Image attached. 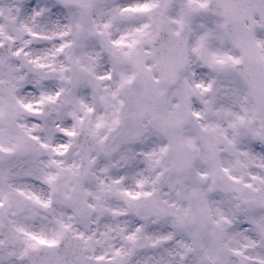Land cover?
<instances>
[{"label":"clouds","instance_id":"1","mask_svg":"<svg viewBox=\"0 0 264 264\" xmlns=\"http://www.w3.org/2000/svg\"><path fill=\"white\" fill-rule=\"evenodd\" d=\"M234 2L0 0V264L264 259V119L215 30Z\"/></svg>","mask_w":264,"mask_h":264},{"label":"snow or ice","instance_id":"2","mask_svg":"<svg viewBox=\"0 0 264 264\" xmlns=\"http://www.w3.org/2000/svg\"><path fill=\"white\" fill-rule=\"evenodd\" d=\"M217 13L223 17V23L218 24L215 30L217 32L223 30L239 50L238 55L228 56L227 61H230L233 67L232 75L236 92L247 101L245 105H242L243 111L249 114V119H253L257 114L264 119V0H235L231 4L222 3L217 9ZM210 34L207 33L206 35ZM225 62L223 58L218 61L220 64H225ZM208 87H211V85ZM245 119L244 115L237 116V120L241 124L245 122ZM251 132L252 135H260V138L264 139V133H257L255 130H251ZM250 223L254 226L255 235L261 241H264V219H252ZM20 231L23 232L24 230L20 229ZM25 234L38 245L52 247L58 243L56 239H48L33 233ZM126 239L135 242L136 235L134 233L130 234ZM169 239H171L170 236L159 237L157 240L152 241V246ZM245 239L247 243L243 245L244 249L257 247L256 239L247 236ZM182 247L187 253L193 252L192 247L189 245L185 244ZM131 252L132 249L122 251L121 248H115L109 256L96 255L94 260L97 264L106 260L108 264H112L114 258H120L119 264H125L124 257L131 254ZM227 252L236 256L244 255L240 248H230ZM200 254L202 257L201 264H210V262L211 264H217V261L207 253L201 252ZM244 259L253 261L255 258L245 256ZM44 264H65V262L63 259L57 258L54 262L45 261ZM73 264H84V262L74 260ZM185 264H187V261H185ZM256 264H264V259H259Z\"/></svg>","mask_w":264,"mask_h":264}]
</instances>
